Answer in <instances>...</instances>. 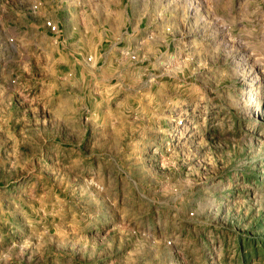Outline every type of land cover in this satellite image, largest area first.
<instances>
[{"label": "rangeland", "instance_id": "1", "mask_svg": "<svg viewBox=\"0 0 264 264\" xmlns=\"http://www.w3.org/2000/svg\"><path fill=\"white\" fill-rule=\"evenodd\" d=\"M258 236L264 0H0V264H264Z\"/></svg>", "mask_w": 264, "mask_h": 264}, {"label": "trees", "instance_id": "2", "mask_svg": "<svg viewBox=\"0 0 264 264\" xmlns=\"http://www.w3.org/2000/svg\"><path fill=\"white\" fill-rule=\"evenodd\" d=\"M248 240L250 242L249 244L253 247H255V246L259 247L258 245H260V247L263 249V252H264V240L260 236L255 237L253 239L251 237H249Z\"/></svg>", "mask_w": 264, "mask_h": 264}]
</instances>
